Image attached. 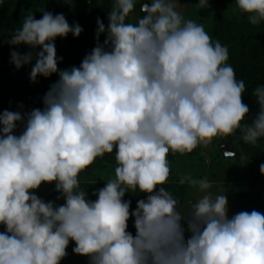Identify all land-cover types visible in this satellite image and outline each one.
I'll return each mask as SVG.
<instances>
[{
	"label": "clouds",
	"instance_id": "obj_1",
	"mask_svg": "<svg viewBox=\"0 0 264 264\" xmlns=\"http://www.w3.org/2000/svg\"><path fill=\"white\" fill-rule=\"evenodd\" d=\"M235 3L252 25L264 22V0ZM136 4L113 0L79 66L58 67L56 39L83 31L63 13H29L6 41L29 49L11 51L10 63L32 65L31 83L57 79L42 108L0 112V264H61L70 242L87 264H264V213L229 217L225 190L214 194L206 177L191 175L179 183L199 195L182 213L164 187L170 152L191 153L237 130L246 144L264 138V85L253 93L255 119L242 125L245 84L227 46L185 20L177 0H147L143 15L129 22ZM198 5L209 7L208 0ZM113 152L114 179L89 199L80 173ZM259 172L264 176V163ZM42 184H54L64 202L36 195ZM137 191L145 198L133 210L124 197Z\"/></svg>",
	"mask_w": 264,
	"mask_h": 264
},
{
	"label": "trees",
	"instance_id": "obj_2",
	"mask_svg": "<svg viewBox=\"0 0 264 264\" xmlns=\"http://www.w3.org/2000/svg\"><path fill=\"white\" fill-rule=\"evenodd\" d=\"M59 1L61 0H3L0 6V112L5 109L11 111L28 112L33 108H42V98L48 91L49 86L54 83L57 76L53 75L48 79L38 78L36 83L29 80L30 74L22 77H12L14 65L10 63V52L20 51L24 46L12 48L7 44L10 36L18 30L25 17L32 13L36 19L41 17L40 9L58 14ZM31 2V8L24 10L23 5ZM113 0H84L81 12L69 23H79L83 31L78 38L69 34L66 38H57L55 41L56 52L62 60L58 67L60 69L79 66L84 56L89 53L95 45L96 20L100 18L107 25V14L111 10ZM143 13L139 11V16ZM211 38L218 40L222 45L227 46L229 59L228 63L235 71L236 79L243 80L245 92L242 100L249 107V113L241 122L250 125L255 119L259 106L253 95L254 90L264 85V22L252 25L246 16L242 20L215 16L212 20ZM104 36L100 37L103 42ZM17 76V75H16ZM242 133H236L228 137L214 138L217 147L226 143L230 144L229 151L236 153L234 159L244 160L249 164L247 180L237 185V207L236 213L240 211H252L253 209L264 213V176L255 167L264 163V138L257 141L256 145L246 144L241 139ZM221 151V150H220ZM222 152V151H221ZM220 154L224 155L223 152ZM176 154L169 153L168 161L175 160ZM117 166L115 153L105 154L98 157L92 165L88 166L80 177L91 176L103 170L107 166ZM105 182H81V187L86 189L89 199H96L93 195L98 189L104 187ZM178 200V209L181 211L184 205L190 203L187 196L188 185H181L179 181L167 182L164 185ZM60 194L52 192L39 196L45 201H54L57 205L62 204L63 199L57 200ZM145 198V194L131 192L126 194L124 199L131 200V209H135L136 201ZM129 231H133L132 221L129 220ZM0 231H4L0 226ZM74 243L69 244L67 257L61 264H87V258L74 255L72 248Z\"/></svg>",
	"mask_w": 264,
	"mask_h": 264
},
{
	"label": "rangeland",
	"instance_id": "obj_3",
	"mask_svg": "<svg viewBox=\"0 0 264 264\" xmlns=\"http://www.w3.org/2000/svg\"><path fill=\"white\" fill-rule=\"evenodd\" d=\"M0 0V6L2 5ZM147 0H137L134 13L130 16L129 22H135L140 16V6ZM59 13H63L70 23L83 8L84 0H72V6L64 3V0L59 1ZM178 11L184 16L185 20H193L198 24L203 25L205 31L211 36L212 20L215 16L226 17L229 20H242L244 14H241L236 6L235 0H208L209 7L201 9L198 5L199 0H177ZM24 10L31 8V2L23 5ZM247 17V16H246ZM29 51L26 47L21 49L20 53ZM32 65H27L17 70L14 69L9 77H22L30 74ZM17 75V76H16ZM43 106V104L41 103ZM221 147H217L213 141L208 145H199L191 153L176 154V159L169 161L170 175L168 182L179 181L183 175H191L196 179L207 178L213 185L212 192L219 194L222 189L228 199V215L231 217L236 214L237 185L247 180L249 172V164L246 161L237 160L232 157H226L220 154ZM222 153V152H221ZM260 166V165H259ZM259 166L255 167L259 170ZM116 166H107L103 170L92 174L91 176L79 177L81 182H107L114 179ZM55 190L54 184H42L36 191V195L44 196ZM187 196L190 203L184 205L181 212H185L192 207L198 198V189L188 186Z\"/></svg>",
	"mask_w": 264,
	"mask_h": 264
},
{
	"label": "water",
	"instance_id": "obj_4",
	"mask_svg": "<svg viewBox=\"0 0 264 264\" xmlns=\"http://www.w3.org/2000/svg\"><path fill=\"white\" fill-rule=\"evenodd\" d=\"M229 147H230V144L229 143H226L224 145L221 146V151L223 152V154L226 156V157H232V158H235L237 156L236 153H232L229 151Z\"/></svg>",
	"mask_w": 264,
	"mask_h": 264
}]
</instances>
